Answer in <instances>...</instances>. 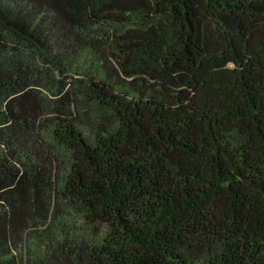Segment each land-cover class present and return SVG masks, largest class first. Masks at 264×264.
<instances>
[{
  "label": "trees",
  "instance_id": "16d2710c",
  "mask_svg": "<svg viewBox=\"0 0 264 264\" xmlns=\"http://www.w3.org/2000/svg\"><path fill=\"white\" fill-rule=\"evenodd\" d=\"M0 264H264V0H0Z\"/></svg>",
  "mask_w": 264,
  "mask_h": 264
},
{
  "label": "rangeland",
  "instance_id": "374dc122",
  "mask_svg": "<svg viewBox=\"0 0 264 264\" xmlns=\"http://www.w3.org/2000/svg\"><path fill=\"white\" fill-rule=\"evenodd\" d=\"M62 214V211L58 212V216ZM64 215V222L58 223L59 224V230L60 234L66 237L65 232H73V238L77 239V236H79L81 233L86 234L87 236H84L85 238L90 236V230L87 228V226H84L80 220V218L75 214H63Z\"/></svg>",
  "mask_w": 264,
  "mask_h": 264
}]
</instances>
